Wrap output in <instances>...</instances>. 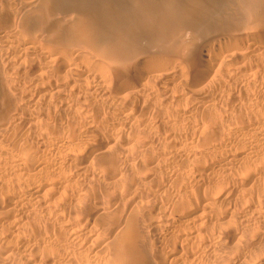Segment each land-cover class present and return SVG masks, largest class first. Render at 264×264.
I'll return each mask as SVG.
<instances>
[{
  "label": "bare ground",
  "instance_id": "bare-ground-1",
  "mask_svg": "<svg viewBox=\"0 0 264 264\" xmlns=\"http://www.w3.org/2000/svg\"><path fill=\"white\" fill-rule=\"evenodd\" d=\"M38 1L19 5L23 10ZM5 10L0 13V66L7 69L6 78L0 72V264H245L264 247V106L227 111L204 91L219 63L242 82L264 74V64H246L264 59L263 27L198 49L185 77L160 72L157 59L119 69L102 60L98 66L101 60L93 64L95 58L92 62L83 54L82 46L67 47L50 16L45 29H38L50 31V37L39 39L41 34H27L34 28L28 23L23 24L27 33L18 31L19 14L12 18ZM90 22L80 24L87 46L97 39ZM145 85L155 88L146 109L134 105L136 109L125 108L124 116L152 110L165 122L150 125L148 142L143 129L137 134L139 156L111 152L102 131L122 132L130 126L108 118L109 110L89 108L90 100L101 96L117 104L121 90ZM176 96L195 102L193 109L170 113ZM248 101L250 106L253 101ZM132 167L151 176L143 180ZM164 171L167 175L160 177ZM77 174L85 175L81 183ZM147 229H165L166 238L149 245ZM208 230L215 231L216 246L203 243L210 240L203 236L211 234ZM106 231L96 247L98 240L92 237ZM81 240L83 248L60 261L50 253L56 244ZM241 240L243 251L240 246L231 251ZM220 246L232 249L223 253ZM87 250L97 257H88ZM258 261L264 264V257Z\"/></svg>",
  "mask_w": 264,
  "mask_h": 264
},
{
  "label": "rangeland",
  "instance_id": "rangeland-1",
  "mask_svg": "<svg viewBox=\"0 0 264 264\" xmlns=\"http://www.w3.org/2000/svg\"><path fill=\"white\" fill-rule=\"evenodd\" d=\"M11 1L12 0H8L6 2V0H0V13L4 12V9H6V12H8L9 9L10 13H8L12 18L15 17V15L19 14L16 20V27L18 31H21V33H27V31H25V28L23 27V24L28 23L30 25H33L34 28H32V30H29L30 32H28L27 34H41V36H39V39L50 37V31L44 32L43 34L41 33V31H39L40 29H42V27L45 29L46 18L50 16L49 19H53L51 21L57 24L55 29L53 30L62 32L63 35L62 33L58 34L61 35L63 42L70 43H68L67 47L71 46L70 49H72V47L76 45L75 47L77 49H81L82 46L84 50L80 51L83 54H85L86 56L89 55L88 57L92 62L95 58L93 64L99 59L101 61H98V64H95L100 66L99 62L105 60V62L109 63L110 66L119 69L127 67V65L129 66L133 64H140L152 59H157L160 61L161 65L160 68H158L160 69V72L166 71L167 73L169 72L171 74L177 72L185 77L186 75H188V66L194 59L191 57L198 51V49L219 40L224 41L228 35L246 37L248 32L259 30L262 27L264 28V0H39L37 4L23 10L21 9V6L24 5V2H27V0H16L15 5H12L14 2ZM19 3L21 6L19 5ZM10 5L11 7H9ZM55 9L57 11H55ZM20 10L22 12H20ZM12 13L14 14V16H12ZM18 19L20 20L19 22H21L20 24L18 23ZM88 20L89 22L91 21L89 24L92 25L90 26L91 35H94V39L96 35L98 36H96L97 39L93 40L94 43L90 44V46H87L86 44H88V42H84L85 40L81 37V35H79L82 34L80 31V27H82L81 29H83V26H80V24H82L83 21ZM258 35V37H260L262 34ZM64 37L66 38V40ZM246 64L251 67H255L256 65L264 64V59L261 56L252 58L248 60ZM216 65L220 66H215L214 71L210 75V79L204 83V91H206L207 94L212 95V97H217V105L219 108L222 107L224 110H227L228 108L229 110L227 111H230L233 108L245 109L264 106V74L259 76L256 75L253 77L251 76V81L242 82L240 76L233 75L228 70L225 71L226 67L224 65L221 66L220 63ZM1 67L2 66H0V72H4L5 76H3L6 78L7 74H5V72L7 69ZM218 67H220L221 69H218ZM215 69H218V71ZM158 72L159 71H157L156 73ZM214 75H217V77H214ZM0 76L2 75L0 74ZM153 89L155 88L151 85L142 86L138 90L128 88L123 89L120 93L121 101H119L120 103L118 102L117 104H111L108 99L104 100L105 98L101 96L95 97V99L90 100V103L88 101L89 104L86 103V105L92 104L91 106H88L89 108L98 107L103 111L109 110L110 112L108 111V113H106L107 117H112L114 121L122 119V126L124 127L125 122L129 124L128 126H130V130L129 128H126L125 130L128 133H126L124 129L122 130V132L120 130L116 131L108 128L104 129L105 131H102V135L104 136L105 141L107 143L109 142L108 146L112 149H110L111 152L125 151V153L127 154L130 152L128 154L129 158H132V156H139L140 152L138 151L141 149V144L138 143V140L136 139H138L137 134L142 132V129L144 133H148L150 135V138H146V141L148 142L149 140H151V138L153 137V129L149 130L150 125H158L161 120H163L157 119L155 115L152 114V110L148 111V113H145L144 111V109H146L147 107L149 95L152 94ZM216 90H218L220 93ZM136 91H138L139 93L137 92L135 94ZM142 91L144 92L143 94L141 93ZM131 92H134V94ZM247 96H249V98ZM99 97L101 99L100 102L98 100ZM176 97V102H174L169 106L170 108H168L170 113H174V111H176L177 114L182 111H190L193 109L195 102H192L185 97ZM219 97L224 98V101L221 98L219 99ZM246 98H248L249 101ZM251 99L253 102L251 101ZM247 101L249 104L250 102H252L256 106L252 103L249 106L246 103ZM102 102H104L105 105L102 106ZM109 104H111L112 106H109ZM134 105L136 107L139 106L140 108L141 106H143V111L141 112V110H136L133 116H124L123 111L125 110V108H133ZM251 105L254 106L252 107ZM120 108L122 109V111H120ZM112 109L116 110L112 111ZM41 112L42 114H47L46 110L44 112L43 110H41L40 113ZM112 112L114 114V117L112 115ZM81 115L82 123H85L87 118L85 117V115ZM117 115H119V118ZM134 116H136V119L134 118ZM173 116L175 117V115ZM137 122H139L141 126L138 125L139 123ZM162 122L164 123L165 120H163ZM128 126L126 124V127ZM189 131V128L186 129V132L188 134L191 133ZM122 135L125 137H123ZM115 143H117L118 145L116 146ZM133 144L134 148H132L133 146H131ZM136 146H138V148ZM131 150H133L134 152ZM187 152L186 156H189V152ZM141 172V170H134V167H132V173H135L136 176H140L143 180H147L148 177L151 176L150 173L143 175ZM165 175H167V173H165L164 171V175L162 173L160 174V177H163ZM76 176L79 177V180ZM84 176L85 175L83 174L81 176L77 174L74 176V178H76L78 183H81L84 179ZM240 208L241 206L238 205L236 207V210H239ZM118 209H115L113 213L115 214V216L113 215V217H115L116 221L122 219ZM254 224L255 223L252 222L251 226H253ZM54 229L55 233H58L59 228L56 225ZM164 230L165 229H158L152 231L150 229H147L146 237L148 238V240L151 239L150 243L148 242V244L150 245L152 241L154 243L155 238V240H159V238L162 239L164 236H166L167 232L166 230ZM154 232H158V234ZM212 232L209 231V233L211 234L208 236H206L207 233L203 234V236L205 235L204 237L207 240L210 239L209 241H206L205 238H203V240H205L203 243H211L212 245L216 246V242L218 241V239L215 235V231L212 230ZM212 234L216 237H213ZM98 235L99 236L96 235L92 237L94 242H96V238L98 240V242H96V247L103 242L107 235V231ZM122 235L123 233L121 235L119 234V237L117 235L116 244L119 243L118 241L121 239L120 237H122ZM56 241L59 242L58 240ZM79 242H76V244L74 243V245H76V248L73 244H71L73 247L71 245L60 247V245L54 242L56 245L53 246V249L50 250V253L55 255L57 254L59 258L54 257V260L60 261L61 257H69L70 255H72L73 253L71 252L73 250L77 251L78 249L79 251L80 249H82L83 247L81 243L83 242L82 240ZM243 243L244 240H241V242L238 241L237 244L232 246L233 249L232 247L230 248L232 249L231 251L235 249L240 251V249L244 246ZM220 247L222 248V246ZM220 247L218 248L219 251H216L217 253L219 252L218 254L216 253L217 255H220L221 250L223 253L226 252V249L230 251L229 247H223L224 249L222 248L221 250ZM88 250L86 253L87 255L89 254L88 257H90L91 254L88 253ZM241 251L243 250L241 249ZM91 253L94 258L92 256L90 258L95 259L97 256L94 255L93 252ZM75 254L76 252L73 256H75V258H78ZM233 254L234 252L232 253V255ZM261 257H264L263 246L260 247L255 252V254L246 261L245 264H259L258 259L260 260Z\"/></svg>",
  "mask_w": 264,
  "mask_h": 264
}]
</instances>
